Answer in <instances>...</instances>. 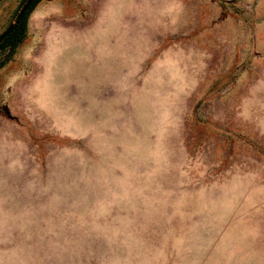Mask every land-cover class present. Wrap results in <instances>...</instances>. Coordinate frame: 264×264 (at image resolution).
<instances>
[{
  "label": "rangeland",
  "instance_id": "obj_1",
  "mask_svg": "<svg viewBox=\"0 0 264 264\" xmlns=\"http://www.w3.org/2000/svg\"><path fill=\"white\" fill-rule=\"evenodd\" d=\"M33 1L0 45V264H264V0Z\"/></svg>",
  "mask_w": 264,
  "mask_h": 264
},
{
  "label": "water",
  "instance_id": "obj_2",
  "mask_svg": "<svg viewBox=\"0 0 264 264\" xmlns=\"http://www.w3.org/2000/svg\"><path fill=\"white\" fill-rule=\"evenodd\" d=\"M33 0H25L24 4L17 11L14 20L0 33V41L15 27Z\"/></svg>",
  "mask_w": 264,
  "mask_h": 264
},
{
  "label": "trees",
  "instance_id": "obj_3",
  "mask_svg": "<svg viewBox=\"0 0 264 264\" xmlns=\"http://www.w3.org/2000/svg\"><path fill=\"white\" fill-rule=\"evenodd\" d=\"M34 2V1H33ZM33 2H32V4H33ZM31 4V5H32ZM18 28H19V25H18V23L15 25V27L0 41V45L2 44L1 42L4 40V39H7V38H9V37H13L17 32H18ZM19 39V35L16 37V38H14V40L13 41H17Z\"/></svg>",
  "mask_w": 264,
  "mask_h": 264
}]
</instances>
